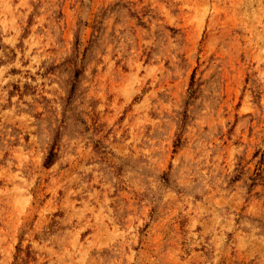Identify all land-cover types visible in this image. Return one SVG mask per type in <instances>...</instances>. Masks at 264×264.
<instances>
[{
    "label": "rangeland",
    "instance_id": "1",
    "mask_svg": "<svg viewBox=\"0 0 264 264\" xmlns=\"http://www.w3.org/2000/svg\"><path fill=\"white\" fill-rule=\"evenodd\" d=\"M0 264H264V0H0Z\"/></svg>",
    "mask_w": 264,
    "mask_h": 264
}]
</instances>
